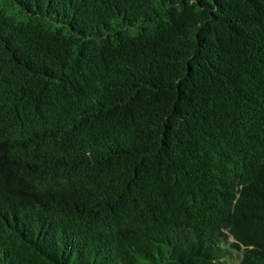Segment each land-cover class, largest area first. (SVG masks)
Returning <instances> with one entry per match:
<instances>
[{
  "label": "trees",
  "instance_id": "1",
  "mask_svg": "<svg viewBox=\"0 0 264 264\" xmlns=\"http://www.w3.org/2000/svg\"><path fill=\"white\" fill-rule=\"evenodd\" d=\"M0 264H264V0H0Z\"/></svg>",
  "mask_w": 264,
  "mask_h": 264
}]
</instances>
